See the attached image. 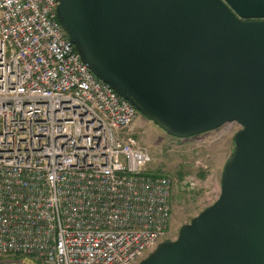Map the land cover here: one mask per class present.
Masks as SVG:
<instances>
[{
  "label": "built area",
  "instance_id": "built-area-1",
  "mask_svg": "<svg viewBox=\"0 0 264 264\" xmlns=\"http://www.w3.org/2000/svg\"><path fill=\"white\" fill-rule=\"evenodd\" d=\"M56 8L0 0V264H139L165 242L171 182Z\"/></svg>",
  "mask_w": 264,
  "mask_h": 264
},
{
  "label": "water",
  "instance_id": "water-1",
  "mask_svg": "<svg viewBox=\"0 0 264 264\" xmlns=\"http://www.w3.org/2000/svg\"><path fill=\"white\" fill-rule=\"evenodd\" d=\"M55 1L81 62L167 136L241 127L218 199L139 264H264V0Z\"/></svg>",
  "mask_w": 264,
  "mask_h": 264
},
{
  "label": "rangeland",
  "instance_id": "rangeland-1",
  "mask_svg": "<svg viewBox=\"0 0 264 264\" xmlns=\"http://www.w3.org/2000/svg\"><path fill=\"white\" fill-rule=\"evenodd\" d=\"M234 127L229 133L220 132L222 127L194 138L175 139L138 116L130 134L150 153L147 170L171 182V218L165 242L176 241L180 228L218 199L222 168L233 151V132L239 129Z\"/></svg>",
  "mask_w": 264,
  "mask_h": 264
}]
</instances>
